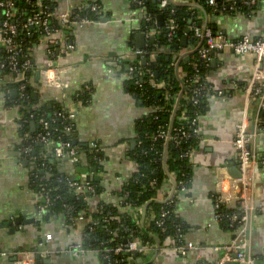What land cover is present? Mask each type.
<instances>
[{"label":"crops","instance_id":"0c3cea01","mask_svg":"<svg viewBox=\"0 0 264 264\" xmlns=\"http://www.w3.org/2000/svg\"><path fill=\"white\" fill-rule=\"evenodd\" d=\"M189 1L177 0V3L181 5ZM90 3L100 5V19L103 21L99 19L72 31L70 39L74 50L60 57V61L69 68L56 79L57 88L43 86L42 77L38 80L35 77V86L39 104L51 99L55 102L64 100L68 108L74 110L75 140L88 153H82L77 163L59 160L57 176L65 180L74 175L79 181L84 178V170L90 173L95 168L96 172L91 175L98 180L94 183L99 185L101 192L86 198L88 209L93 212L100 202L116 204L115 193L135 171L136 165L128 157V151L134 147L131 143L135 142L141 129L139 123L148 114V109L128 91L127 67L120 63L130 51L137 49L136 34L142 32L139 30L142 14L135 13L130 0H60L57 9L62 11ZM203 10L197 11L198 25L201 28L215 26L231 39L248 35L255 40L264 32V0H260L248 13ZM186 37L185 46L181 44L183 54L190 47H196L191 43L193 35ZM147 41L145 38L144 46ZM33 57L37 70L46 68L49 59L45 47L36 46ZM212 57L206 81L220 94L207 96L204 113L199 118L201 141L192 153L191 184L187 193L178 198L176 206V214L186 226L184 241L192 242L199 251L181 257L171 249L167 239L157 252L152 249L146 254L143 264H185V261L214 264L223 256L222 248L235 235L215 219L214 197L216 181L223 172L237 178L236 152L231 142L242 119V89L250 80L253 57L250 54L235 55L229 50L216 52ZM176 75L182 77L181 68L176 69ZM82 87L91 90V99L88 104L74 105L68 98ZM5 99L0 87V264H14L21 253L27 251L40 254V259H35L34 264H45L47 260L51 264H101L97 250L81 256L68 252L71 246L83 244V222L67 228L59 213L38 214L36 192L31 185V167L21 152L22 116ZM257 148L260 154L264 152V134L259 135ZM165 174L167 181L157 197L159 202H163L172 191L173 176ZM252 174L253 186L247 195L253 209L248 250L254 264H264V169L256 166ZM142 214L141 207L137 224L145 235L153 239L154 243L148 245H156L157 235L148 231L155 216L151 215L146 220L145 210L142 227ZM15 219L18 222L10 225ZM44 233L51 234L52 241L45 242ZM159 244L162 245L160 241ZM2 252L8 254L2 255Z\"/></svg>","mask_w":264,"mask_h":264},{"label":"trees","instance_id":"16d2710c","mask_svg":"<svg viewBox=\"0 0 264 264\" xmlns=\"http://www.w3.org/2000/svg\"><path fill=\"white\" fill-rule=\"evenodd\" d=\"M142 5H131L133 10H139L138 14H142V22L139 30L149 36L146 45L141 50L140 58L121 59L122 67L129 65L134 69L131 73V79L128 82V91L135 97L137 101L148 109V114L140 121L141 126L133 149H129L128 157L135 163L136 169L131 176L121 184L120 189L115 193L117 197L116 204L100 202L96 210L91 212L88 209L86 198L74 196V193L69 189L67 183L62 181L57 176L60 165L59 159L55 158L51 153L45 152L44 147L34 141V137L38 131V121L47 122L51 139L54 141L67 142L72 147H77L80 155L87 152L83 148L76 145V124L63 118L69 114L70 109L64 100L55 102L52 99L47 103L39 104L36 91L35 73L37 69L32 67L25 77L29 78L23 90H20L22 81H14L2 87V92L9 90L5 95V100L8 105L14 106L19 110L22 119L20 120V133L22 134V147H31L37 160L35 164L43 161L46 165L45 172H42L34 167L31 175L32 187L35 192L38 190V182L34 178V174L42 177L40 181L45 186L51 198L48 214L59 213L64 221V226L67 228L74 227L71 221L76 220L83 215L84 228L82 232L83 248L88 250L100 249L101 264H129L126 256L114 254L112 251L105 253L103 249L113 250L117 246L129 243L133 240L145 245L154 243L153 239L145 235L137 224V216L134 215L130 208H139L148 204L146 208V220L154 215L151 220L148 231L157 235L161 244L165 243L169 237L177 240L178 237L183 239L185 224L176 214V206L178 203L179 194L173 192L171 202H159L157 197L163 189L164 183L167 181L166 172L171 174L175 183L182 179L185 183L186 193L191 184L192 164L187 159L180 158L182 151H194L200 144L201 139L192 133V127L189 121L180 120V115L186 111L187 116L199 118L204 113L207 96L213 94V87L206 81V75L210 69V63L202 64L196 72L189 61L179 59L182 53L181 38L187 34V29L190 25H197V11L199 9L192 8L191 3L181 5L167 4L161 8L162 0H141ZM233 1V0H231ZM230 1V2H231ZM260 0H257V4ZM60 0H43L42 6L48 12H55ZM230 2L217 0L218 8H212L206 4V0H193L196 6L203 9L214 10L216 13L241 11L248 13L253 7H236V9H228ZM36 0L29 2H19L16 8L23 10L21 18H26L31 14L32 5H35ZM222 5L225 10H222ZM80 15H87L90 19L98 21L101 17L89 9L80 11ZM162 17V25L154 27L157 16ZM147 16L151 17V22L146 23L144 20ZM54 17L52 22H56ZM174 22L176 28L173 37L169 40L168 25ZM32 35L25 38L26 46L25 54H32L36 48V34L31 30ZM158 35L155 38L154 35ZM150 38H153L150 41ZM2 55V53L0 52ZM214 54H212L213 56ZM142 61L145 63L142 64ZM130 63V64H129ZM35 64V63H34ZM182 69V77L178 78L176 69ZM126 71V69L124 68ZM141 71L143 75L140 78V87L135 88L134 81L138 78L137 72ZM7 71H0V76L3 77ZM199 77L197 82H194L195 77ZM200 89V95L195 97L197 103L190 100L193 97L192 90ZM16 92L13 96L12 93ZM91 90L82 87L78 92L69 96L68 100L74 105L86 104L91 99ZM59 114L61 116H59ZM35 124V130L30 132V123ZM163 126L169 134L177 135L178 129H183L188 136L179 140V147H175L172 141L166 142L163 139L155 140L154 136L159 126ZM70 129V130H68ZM28 135V138L25 136ZM44 153V154H42ZM88 153V152H87ZM43 155L38 161L39 156ZM80 159V157H79ZM27 163V162H26ZM165 164V165H164ZM28 166H32L28 162ZM90 185L94 188V195H99L101 190L99 185L91 182ZM90 196V195H89ZM158 202H155V201ZM65 206L71 208L70 211L65 209ZM241 208V203L236 202L233 208L220 206L217 212L220 214L219 224L225 228L234 231L235 233L240 227L238 220L233 223L230 221L231 216L238 212ZM162 211L169 213L164 221L166 228L165 233L160 232V228L155 225V221L159 218ZM104 218L111 221L104 222ZM180 231L177 232V228ZM107 257V258H106ZM123 260L122 262L120 260ZM145 264H153L147 262Z\"/></svg>","mask_w":264,"mask_h":264},{"label":"built area","instance_id":"2783aa9c","mask_svg":"<svg viewBox=\"0 0 264 264\" xmlns=\"http://www.w3.org/2000/svg\"><path fill=\"white\" fill-rule=\"evenodd\" d=\"M29 2L30 0H0V71L5 70L7 74L3 77L0 76V87L12 84L14 81H22L20 83V90H23L29 78L25 77V74L35 66L34 57L32 54L28 55L24 53L26 43L25 38L32 35L31 30L35 31L37 46L45 47L46 56L48 62L46 68L37 70L40 73V77L43 79V86L56 85V79L62 73L68 70L69 66L63 64L60 61L61 56L69 55L74 50V45L71 42L70 35L72 31L77 27H82L86 24L96 22L90 19L87 15H80V11L89 9L91 12L100 15L101 7L97 3L83 4L76 8H67L66 10L55 12H48L43 6V0H36L35 5H32L31 14L24 18H21L23 10H19L17 5L19 2ZM131 5H142L141 0H130ZM193 6V0H190ZM167 4L177 5V0H162L161 8H164ZM206 4L212 8H218L217 0H206ZM257 4V0H233L230 2L228 9L233 10L236 7H253ZM192 7V6H191ZM195 8V7H192ZM214 10H212L214 12ZM222 10L225 7L222 5ZM135 13L139 10H134ZM200 11V10H199ZM56 18V22H52L53 18ZM146 23L151 22V17L147 16L144 20ZM156 22H154L155 24ZM175 24L173 21L168 25L169 33L167 37L169 40L175 33ZM189 34L198 41L196 47H194V54L191 56H184L186 53H181L179 59H188L192 68L197 72L202 64L207 65L212 61V54L223 50L232 51L235 55L250 54L253 57L252 73L248 84L242 89L243 92V114L240 123L237 125L231 145L236 152V168L239 171L240 176L238 178H231L223 172L216 181V195L214 197L215 206V219L219 221L220 214L217 210L220 206L230 208L231 205L236 202L241 203V208L238 212H235L230 221L233 223L238 220L240 227L235 233L231 242L223 249V256L218 259L214 264H254V259L250 255L248 250V237L250 234L252 223V211L253 209L248 203V192L251 191L253 186V169L256 166H261L264 169V152L259 153L257 148L258 137L260 134H264V32L258 39H251L248 35H243L236 39L227 37L221 30L215 26H208L201 28L197 25H190L188 27ZM152 34H145L146 38H149ZM157 38L158 35H154ZM141 50L133 49L130 51L127 58L135 59L141 57ZM125 58V59H127ZM130 64V63H129ZM36 68V66H35ZM133 68L129 65L125 73V77L131 79V73ZM36 71V72H37ZM36 74V73H35ZM138 78L134 81L135 88L140 87V78L143 75L141 71L137 72ZM199 77L194 78V82H197ZM59 89V88H58ZM9 93V90H5L3 95ZM193 97L190 98L195 104L197 101L195 97L200 95V89L192 90ZM219 95L220 93L213 89V95ZM88 104V102H86ZM59 116H61L59 114ZM64 119L74 122L75 113L71 109L69 114ZM180 120L190 122L192 127V133L201 139V130L199 127V117L195 116L190 118L187 116L186 111H183L180 115ZM38 131L34 137V141L41 144L44 147V153L49 152L55 158L63 162L77 163L79 161L80 153L77 147L70 146L67 142L54 141L51 139V133L47 122L43 120L38 121ZM70 130V129H68ZM36 131V130H35ZM177 135L172 137L169 132L164 129L163 126H159L154 136L155 140L163 139L166 142L172 141L175 147H179V140L188 136L185 130L178 129ZM28 138V135H25ZM22 156L25 162H31V175L34 167L38 170L45 172L46 165L41 161L39 164H35L36 158L32 155L34 152L31 147L21 146ZM42 153V154H44ZM193 151H182L180 158L187 159L192 164ZM45 155V154H44ZM34 178L37 180L38 190L36 192L37 198V210L39 215H43L49 212V206L51 205V198L45 186L42 184L43 178L34 174ZM69 189L74 193V196H84V191L89 195L94 193V188L90 185L91 182L81 183L76 180L71 182L69 177L64 180ZM172 183V191L163 199V202H171V196L173 192L179 194V196L186 193L185 183L182 179L175 183ZM67 211H70L69 206H65ZM139 208H130L135 216L140 212ZM169 213L162 211L159 214V218L155 221V225L160 228L161 233L166 232L164 221L168 217ZM111 221V219L104 218V222ZM84 222L83 215L79 216L76 220H72L71 223L76 227L79 223ZM80 228V227H79ZM180 231L178 226L177 232ZM45 242L52 241V235L49 233L43 234ZM171 243V249L181 257H186L189 252L199 251L198 246L192 242H185L178 237L175 241L171 237L168 238ZM165 243L160 245V248ZM155 249V245L149 246L143 245L136 240L129 243L117 246L113 250L103 249L105 253L112 251L114 254H121L122 257L128 258H140L145 257L149 251ZM216 250H218L216 248ZM90 250L83 248L82 244H75L68 249V252L74 256L84 255ZM100 251V249H99ZM45 252L43 251V254ZM2 255L8 254V252H2ZM37 252L27 251L21 253L19 260L14 264H34L35 256ZM40 255V254H39ZM107 258V257H106ZM123 261L122 259L120 260ZM185 264H192L190 261H185Z\"/></svg>","mask_w":264,"mask_h":264},{"label":"water","instance_id":"95a60500","mask_svg":"<svg viewBox=\"0 0 264 264\" xmlns=\"http://www.w3.org/2000/svg\"><path fill=\"white\" fill-rule=\"evenodd\" d=\"M177 5H179V4H177ZM190 6H192V7H196L197 9H199V10H201V11L204 12L203 8H201V7L193 6L192 4H191ZM100 20L103 21L102 18H101ZM161 25H162V17L159 15V16H157V18H156V23H155V26H154V27H159V26H161ZM188 34H189V30H187V34L181 38V44H182V46H185V42H186V39H187L186 36H188ZM145 38H146V37H145V33H144V32H140V33L136 34V41H137L136 48H137V49L141 50V49L144 48V39H145ZM152 40H153V38H150V41H152ZM191 43H192L193 45H197L198 42H197V40L194 39V37H193V38L191 39ZM191 46H192V45H191ZM192 48H194V47H190V48L187 50L188 52H187L186 54H184V56H187V57H188V56H191L192 54H194L195 50L192 49ZM190 49H191V50H190ZM186 60H188V59H186ZM144 63H145V62L142 61V64H144ZM211 63H213V60L211 61ZM35 77H36V79L38 80V78L40 77V73H39V71L36 72ZM13 94L15 95L16 92H13ZM34 131H35V124H34L33 122H31V123H30V132L33 133ZM74 143L77 145V141H76V140H75ZM134 145H135V142H132V143H131V146L133 147ZM25 165H26V163H25ZM164 165H165V164H164ZM94 172H96V169H95V168H92V170H90V173H89L87 170H84V172H82V173H84V178H82V179L79 180V181H80L81 183H85V182H98V180H97L96 178H94V177L91 175V174L94 173ZM239 176H240V174H239V171L237 170V176H235V177L238 178ZM69 180H70L71 182H74V181H76L77 179H76V177H75L74 175H71V176L69 177ZM62 181H63V179H62ZM172 183H174V180H173V179H172ZM84 196H85V197H89V194H88L86 191H84ZM155 202H158V201L156 200ZM147 206H148V204H146V205L144 206V208H143V214H142V219H141V225H142V227H143V221H144V213H145V210H146ZM17 222H18V220L15 219L14 222H10L9 224H10V225H13V223L15 224V223H17ZM155 242H156V245H155V249H154V251L157 252V251L159 250V248H160V244H159V241H158L157 238H155ZM35 259H36V260H39V259H40V255H39V254H36ZM153 259H154V258H153ZM145 260H146L145 257H140V258H136V259L128 258V262H129V264H143V262H144ZM44 263H45V264H51L50 260L44 261ZM227 264H234V263H227ZM240 264H245V263H240Z\"/></svg>","mask_w":264,"mask_h":264}]
</instances>
